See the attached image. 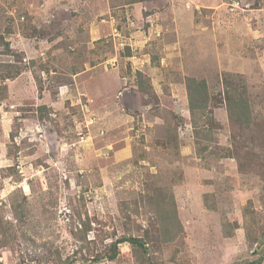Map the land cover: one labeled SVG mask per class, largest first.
<instances>
[{"label": "rangeland", "instance_id": "374dc122", "mask_svg": "<svg viewBox=\"0 0 264 264\" xmlns=\"http://www.w3.org/2000/svg\"><path fill=\"white\" fill-rule=\"evenodd\" d=\"M0 36V264L262 256L264 0H0Z\"/></svg>", "mask_w": 264, "mask_h": 264}, {"label": "trees", "instance_id": "16d2710c", "mask_svg": "<svg viewBox=\"0 0 264 264\" xmlns=\"http://www.w3.org/2000/svg\"><path fill=\"white\" fill-rule=\"evenodd\" d=\"M136 1V0H134ZM0 45H7L6 48L0 50L4 53L9 54L11 48L10 45L5 41L4 36H0ZM35 63V62H34ZM1 76H4L3 73L0 72ZM206 81L205 80H197V79H189V84H188V93H189V99H190V107L192 108V110L195 112L197 111H204V109L207 108V104H208V97L207 94L203 93L204 89L206 88ZM233 95H231L228 99V107L229 110L231 111V115L234 118H237V120L239 121H245L246 117L249 115V105L247 100H242L239 98H232ZM239 121V122H240ZM167 198V197H166ZM158 208L160 212H162L161 215H163V217L167 220H175L177 221V204H176V200L173 196H169V199H164L163 201H161L158 204ZM131 241L133 244H135L136 246H139L140 248H142V250L147 251V243L145 240H141L135 237H129L127 235L122 236V238H120L118 241ZM115 254V251L114 253ZM110 254V255H112ZM77 254H75L74 257H76ZM73 257V258H74ZM264 260V252L262 254L261 257H259L256 260L253 261H249L246 264H260L262 263ZM85 261H87L85 259Z\"/></svg>", "mask_w": 264, "mask_h": 264}, {"label": "clouds", "instance_id": "9594fccd", "mask_svg": "<svg viewBox=\"0 0 264 264\" xmlns=\"http://www.w3.org/2000/svg\"><path fill=\"white\" fill-rule=\"evenodd\" d=\"M68 264H73L72 262H68Z\"/></svg>", "mask_w": 264, "mask_h": 264}, {"label": "crops", "instance_id": "0c3cea01", "mask_svg": "<svg viewBox=\"0 0 264 264\" xmlns=\"http://www.w3.org/2000/svg\"><path fill=\"white\" fill-rule=\"evenodd\" d=\"M78 4H79V2H77ZM78 7H80V6H78ZM63 24H66V23H63Z\"/></svg>", "mask_w": 264, "mask_h": 264}]
</instances>
